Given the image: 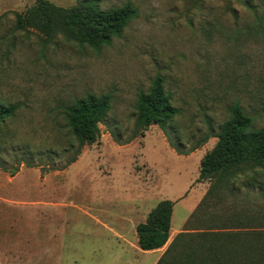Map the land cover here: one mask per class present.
Instances as JSON below:
<instances>
[{
  "label": "rangeland",
  "instance_id": "obj_1",
  "mask_svg": "<svg viewBox=\"0 0 264 264\" xmlns=\"http://www.w3.org/2000/svg\"><path fill=\"white\" fill-rule=\"evenodd\" d=\"M99 1H131L139 16L95 50L17 29L37 0H0V101L18 105L0 126V264H157L185 228L264 230L261 167L198 210L213 184L201 162L233 105L264 125V0ZM157 75L180 113L137 133L138 95ZM89 93L110 94L112 109L82 145L65 111ZM163 199L175 202L169 242L142 250L137 225Z\"/></svg>",
  "mask_w": 264,
  "mask_h": 264
},
{
  "label": "trees",
  "instance_id": "obj_2",
  "mask_svg": "<svg viewBox=\"0 0 264 264\" xmlns=\"http://www.w3.org/2000/svg\"><path fill=\"white\" fill-rule=\"evenodd\" d=\"M138 16V8L131 1L105 10L99 0H78L71 7L37 0L24 13H17L16 28L36 29L48 37L62 34L69 40L100 50L121 36ZM111 109L110 94L89 93L66 107L67 125L82 145L93 144L99 140L100 123L105 121ZM17 110L18 105L0 101V126L6 124ZM136 110L137 133L153 124L166 128L180 113L165 88L162 75L156 76L148 92L138 95ZM217 137L215 147L201 162L200 180L213 184L198 210L206 206L208 197L221 189L222 183H229L231 178L236 182L239 172L264 168V125L255 128L254 118L240 104L233 105ZM174 205L171 199L161 200L146 220L137 225L142 250H158L169 242ZM199 212L195 211L187 223ZM157 264H264V230L194 231L185 228L173 238Z\"/></svg>",
  "mask_w": 264,
  "mask_h": 264
}]
</instances>
